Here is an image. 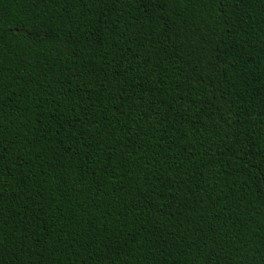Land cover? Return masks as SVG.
Here are the masks:
<instances>
[{
  "label": "trees",
  "instance_id": "obj_1",
  "mask_svg": "<svg viewBox=\"0 0 264 264\" xmlns=\"http://www.w3.org/2000/svg\"><path fill=\"white\" fill-rule=\"evenodd\" d=\"M0 264H264V0H0Z\"/></svg>",
  "mask_w": 264,
  "mask_h": 264
}]
</instances>
